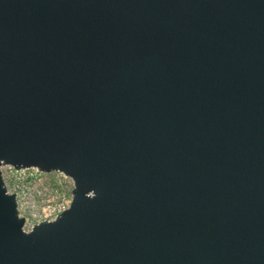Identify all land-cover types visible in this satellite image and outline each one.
I'll use <instances>...</instances> for the list:
<instances>
[{
    "label": "water",
    "instance_id": "95a60500",
    "mask_svg": "<svg viewBox=\"0 0 264 264\" xmlns=\"http://www.w3.org/2000/svg\"><path fill=\"white\" fill-rule=\"evenodd\" d=\"M0 264H264V0H0Z\"/></svg>",
    "mask_w": 264,
    "mask_h": 264
},
{
    "label": "built area",
    "instance_id": "2783aa9c",
    "mask_svg": "<svg viewBox=\"0 0 264 264\" xmlns=\"http://www.w3.org/2000/svg\"><path fill=\"white\" fill-rule=\"evenodd\" d=\"M1 173L3 182L6 179L13 182L10 190L5 188L15 195L18 216L24 220V232H30L40 223L56 220L69 209L73 182L63 174H45L36 169L15 170L9 166L3 167ZM66 180L70 181L68 187L63 186ZM63 188L70 190L68 199L64 198ZM49 197L51 199H47Z\"/></svg>",
    "mask_w": 264,
    "mask_h": 264
},
{
    "label": "rangeland",
    "instance_id": "374dc122",
    "mask_svg": "<svg viewBox=\"0 0 264 264\" xmlns=\"http://www.w3.org/2000/svg\"><path fill=\"white\" fill-rule=\"evenodd\" d=\"M52 176H54V175H52ZM65 183H66V184L63 185L64 187L67 186V185L70 183V181H69V180H66ZM4 184H5V187H6L7 189L10 190V189L12 188V184H13V182L11 181V179H6L5 182H4ZM67 187H68V186H67ZM63 193H64V198H65V199H68V198L70 197V195H71L69 189H65V188H63ZM47 199H51V198L49 197V198H47ZM55 201H56V200H55Z\"/></svg>",
    "mask_w": 264,
    "mask_h": 264
}]
</instances>
